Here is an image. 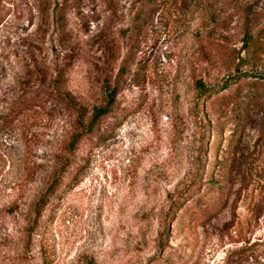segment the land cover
<instances>
[{"label":"rangeland","instance_id":"1","mask_svg":"<svg viewBox=\"0 0 264 264\" xmlns=\"http://www.w3.org/2000/svg\"><path fill=\"white\" fill-rule=\"evenodd\" d=\"M261 85L264 0H0V264H227L264 234Z\"/></svg>","mask_w":264,"mask_h":264},{"label":"trees","instance_id":"2","mask_svg":"<svg viewBox=\"0 0 264 264\" xmlns=\"http://www.w3.org/2000/svg\"><path fill=\"white\" fill-rule=\"evenodd\" d=\"M124 70V67L121 66L119 68L120 73H122ZM248 76L247 73H241L238 76H231L229 80L231 81H237L236 78H243ZM246 85L250 86V90H253L254 87L260 85L258 82L255 81H247ZM264 86V85H261ZM250 93L247 94L243 99L248 101L250 103L253 100H259L260 95L257 92V90L249 91ZM216 89L215 88H205L202 87L198 91L197 94V108H200V102H202L204 99L209 98L210 96H215ZM33 97H26L22 100L15 101L13 105L8 109L6 114L2 117V121H14L19 115L24 113L26 110H28L31 106L37 104L36 99ZM108 111L106 107H103V109H99L96 111L93 116L90 118L88 124L86 125L85 129L81 130L76 136L71 138L69 145H68V151H71L73 147L76 146V142H78L80 139L87 138L88 136H92L91 132L94 130V126L96 125L97 121L101 119L102 117H105L107 115ZM206 128H208V124L205 125ZM58 177L55 175L52 178V182L50 185V188H56L60 185V182H58ZM190 188L197 189V185L191 184ZM250 220L248 221V226L250 228H253L252 223L254 225H257L259 220H263V232H264V174L261 176L260 183H259V190L257 194V200L254 205H252L250 209ZM227 264H264V234L263 238L257 239L255 241L250 242L249 239H246L243 244L239 246V248L235 249L234 251L230 252L227 259Z\"/></svg>","mask_w":264,"mask_h":264}]
</instances>
